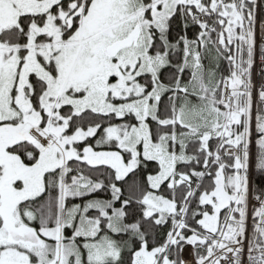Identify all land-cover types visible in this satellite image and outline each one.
I'll return each instance as SVG.
<instances>
[{
  "label": "snow or ice",
  "instance_id": "obj_1",
  "mask_svg": "<svg viewBox=\"0 0 264 264\" xmlns=\"http://www.w3.org/2000/svg\"><path fill=\"white\" fill-rule=\"evenodd\" d=\"M0 264H264V0H0Z\"/></svg>",
  "mask_w": 264,
  "mask_h": 264
}]
</instances>
